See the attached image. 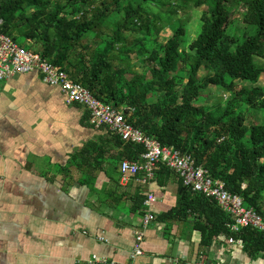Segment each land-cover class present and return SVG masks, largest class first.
I'll return each instance as SVG.
<instances>
[{
	"label": "trees",
	"instance_id": "obj_1",
	"mask_svg": "<svg viewBox=\"0 0 264 264\" xmlns=\"http://www.w3.org/2000/svg\"><path fill=\"white\" fill-rule=\"evenodd\" d=\"M189 1L195 9L205 8L191 42L186 22L177 17L180 0H1V31L14 41L33 42V51L102 103L121 109L143 135L191 156L264 216V88L258 86L264 70L254 62L264 59V0ZM239 8L241 24L251 27L241 41L226 33ZM166 26L171 34L161 37ZM103 27L112 28L109 40ZM127 33L137 34L134 43H127ZM102 139L101 145L89 143L81 151L93 154L94 170L106 154L119 169L121 161H138L145 152L109 131ZM170 174L177 178V203L158 220L165 233L173 223L188 224L198 234V259L205 257L218 235H233L227 228L230 219L165 164L155 171ZM138 200L132 212L141 210L143 200ZM234 237L242 240L247 256L264 260V232L243 228Z\"/></svg>",
	"mask_w": 264,
	"mask_h": 264
},
{
	"label": "crops",
	"instance_id": "obj_2",
	"mask_svg": "<svg viewBox=\"0 0 264 264\" xmlns=\"http://www.w3.org/2000/svg\"><path fill=\"white\" fill-rule=\"evenodd\" d=\"M85 113L36 75L0 82V264H89L93 256L117 264L198 260L197 247L177 238L182 223L165 233L158 220L177 203L176 176L120 182L108 154L94 170L93 154L81 151L101 145L106 130L91 126ZM149 194L155 202L148 208ZM138 199L142 208L132 212ZM147 212L157 220L143 228ZM139 234L143 256L131 260ZM193 239L197 245V233Z\"/></svg>",
	"mask_w": 264,
	"mask_h": 264
},
{
	"label": "built area",
	"instance_id": "obj_3",
	"mask_svg": "<svg viewBox=\"0 0 264 264\" xmlns=\"http://www.w3.org/2000/svg\"><path fill=\"white\" fill-rule=\"evenodd\" d=\"M2 22L0 19V82L13 75H36L46 86L59 89L66 104L84 107L91 126L104 127L123 142L143 146L145 152L138 161L120 162V182L133 178L135 182L146 183L155 176V171L162 163L179 175L184 186L213 199L228 215L230 222L227 223V228L233 235H218L206 251V256H201L198 260L207 264H264L261 258L252 259L247 256L243 252L242 240L234 237L243 228L264 232V216L246 207L241 197L229 193L223 181L211 178L207 170L196 166L191 156L172 147H163L157 140L143 135L126 121L121 109L96 99L80 83L73 81L64 69L43 59L38 52L22 49L11 36L2 33ZM154 202L155 199L149 194L144 206L149 208ZM154 220L155 216L147 212L143 215L141 224L145 228ZM142 237V234L136 236L135 246L129 253L131 260L143 256ZM170 262L177 264L176 259ZM89 264L117 263L93 256Z\"/></svg>",
	"mask_w": 264,
	"mask_h": 264
},
{
	"label": "rangeland",
	"instance_id": "obj_4",
	"mask_svg": "<svg viewBox=\"0 0 264 264\" xmlns=\"http://www.w3.org/2000/svg\"><path fill=\"white\" fill-rule=\"evenodd\" d=\"M52 1H57L60 3H64L65 0H52ZM185 3H182V0H180L181 2V6L177 7V17L180 21H185L186 22V29L188 32L187 35V40L189 42H191L197 35L199 28H200V20L199 17L201 15V13L205 10L204 7L201 8H193L190 1L189 0H183ZM151 9L156 10V7L154 5H150ZM163 11V10H162ZM241 13L242 10L239 8L238 10L235 11L234 15H233V20L235 24H229L226 30V33L230 36H233L235 38H237L239 41H241L243 39V34L248 33L251 29V27L241 24ZM171 28L167 27L162 30L160 32L161 37H166L169 36L171 34L170 31ZM102 30L105 31L106 36L104 37L105 40H109L111 37V31L112 28L108 27L105 29V27L102 28ZM126 36V40L127 43L132 44L135 42V38L137 36V34L135 33H127L125 34ZM16 43L21 46L22 49L25 50H37V46L31 42V41H27L22 37H18L15 39ZM93 43H97L98 40L97 39H92ZM89 55L92 54V50L88 53ZM132 58L134 59L135 56H132ZM255 64L262 68L264 70V59H260V58H256L254 59ZM258 86L263 87L264 88V72L262 73L259 82H258ZM212 96H215V93L211 94ZM221 97L226 98L228 97L227 94H220ZM84 108V107H82ZM264 109V107H263ZM257 118L260 121L262 119V116H264V114L261 116V113H257ZM257 120V122H258ZM180 234H178L179 239L183 240L184 243L186 244L187 249L193 250L195 248V246L197 247V245H195L194 243V233L192 232V230L190 229V226L188 224H181L180 226ZM178 241V239H176ZM198 249V248H197Z\"/></svg>",
	"mask_w": 264,
	"mask_h": 264
}]
</instances>
